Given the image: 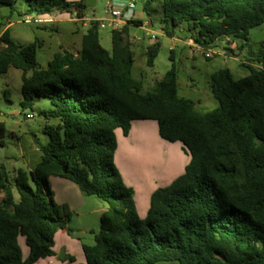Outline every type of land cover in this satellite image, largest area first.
Here are the masks:
<instances>
[{
  "label": "trees",
  "instance_id": "16d2710c",
  "mask_svg": "<svg viewBox=\"0 0 264 264\" xmlns=\"http://www.w3.org/2000/svg\"><path fill=\"white\" fill-rule=\"evenodd\" d=\"M156 1L163 34L173 37L185 30L202 50L221 40L238 42L241 50L249 31L264 25V0H145L144 11ZM14 2L0 0V5ZM27 6L28 15L72 10L83 15L82 2L27 0ZM129 26L142 22L129 20L112 30L106 51L98 22L93 23L79 52L63 50L45 69H37L36 43L17 45L7 31L0 36V75L9 68L22 72L21 109L45 98L51 108L40 115L59 120L44 130L48 143L29 173L34 187L21 170L10 185L0 168V264L54 257L55 233L70 232L72 212L54 202L49 177L69 181L107 206L94 244L82 246L84 264H264V51L243 65L249 70L243 78L234 80L228 69L212 74L208 89L218 108L197 114L192 101L177 95L172 55L154 90L141 93V83L131 77ZM157 53V44L147 47L149 68ZM136 121L155 122L159 138L181 144L189 156L183 175L151 194L143 220L133 190L114 166L115 132L127 137ZM19 238L28 251L25 259Z\"/></svg>",
  "mask_w": 264,
  "mask_h": 264
},
{
  "label": "rangeland",
  "instance_id": "374dc122",
  "mask_svg": "<svg viewBox=\"0 0 264 264\" xmlns=\"http://www.w3.org/2000/svg\"><path fill=\"white\" fill-rule=\"evenodd\" d=\"M67 2H82L83 16L105 25L104 29L98 30V36L101 47L106 51L111 49L112 28L106 21V15L110 11L109 5L112 9L121 10L126 18L128 5L134 4L133 17L140 18L147 23L150 31L156 37V41L151 40L149 33L143 28L128 27V42L134 53L131 77L141 83L142 94L152 92L156 84L169 71L172 64L169 57L172 55L176 71L177 95L179 98L192 101L197 114H206L218 108L217 101L214 100L208 89L212 74L221 69H228L234 80L243 78L249 74V70L243 65L252 64L251 60L257 53L264 51V25L249 31L246 46L241 50L239 49L240 43L221 40L215 43L212 48L202 51L193 47L195 43L185 30L184 32H181L182 29L174 32L173 37L163 34L159 28L161 9L158 1L151 4L148 12L144 11L145 0H67ZM27 9V0H15L12 7L0 5V36L7 31L10 40L17 45L36 43L38 46L36 50L37 69H45L53 56L63 50L71 53L79 52L81 37L87 32L88 26L74 23L70 21V16H61L62 14L57 11L48 16H36L28 15ZM28 16L32 20L24 22V17ZM133 39H139V41L132 43ZM189 41L192 42V46L188 44ZM155 44L158 45V53L153 66L149 68L146 64V49ZM226 49H229L230 52ZM207 51L212 52L210 59L204 57V52ZM253 65L256 66V63ZM21 76L22 72L14 68H9L5 74L0 75V123L3 125V133L0 136V143L3 144L0 145V168L5 169L10 185L13 186L17 172L21 170L27 175L29 185L34 187L29 173L40 162V147L48 143V137L44 130L46 127L57 126L59 120L46 119L40 115L41 111L51 108L49 100L45 98H35L30 108L21 109ZM27 114L32 118H25ZM149 123L153 125V129H157L155 122ZM156 136L159 138L157 132ZM171 153L168 154L170 155L168 159L173 165L176 157ZM185 155L188 156V154ZM162 156L161 158H163ZM153 167L156 168L154 169L155 179L160 180L161 165L158 166L154 163ZM170 175L172 176V173ZM154 177L148 173L145 177H138L139 188H136L139 191L133 201L136 200L134 204L137 205L135 207L139 220L145 218L149 208V205L144 206L143 204L141 191H144L143 186L152 184ZM65 185L76 187L57 177L48 178V186L53 193L54 202L58 205H63L61 202H67L72 212V208L78 203V198ZM12 195L14 202L17 203L18 195L15 189L12 190ZM1 198L2 195H0ZM86 199L88 201L85 206L79 210V220L74 214L71 218L68 226L70 232L55 233L53 250L57 254L56 258L40 261L37 264H69L68 261H60L64 255L65 247L71 249L73 253L77 254V257L81 255L83 260L80 248L82 245L91 246L94 244V236L99 231L100 214L107 208L105 203L94 197ZM18 245L25 259L28 251L22 238L18 239ZM157 264L178 263L162 262Z\"/></svg>",
  "mask_w": 264,
  "mask_h": 264
},
{
  "label": "crops",
  "instance_id": "0c3cea01",
  "mask_svg": "<svg viewBox=\"0 0 264 264\" xmlns=\"http://www.w3.org/2000/svg\"><path fill=\"white\" fill-rule=\"evenodd\" d=\"M74 13L75 11L72 10L71 14L63 13L61 16L68 15L70 16L69 18L71 19V16H73ZM126 13H127L126 15L128 16L125 18V16L123 15L124 20L141 21L142 25L146 24L144 20L140 18H134L132 12L131 13L126 12ZM82 14H83V11H82ZM70 21H73V20L71 19ZM149 122L151 121L133 122L130 132L127 137L122 136L120 131L115 132L117 148L114 154V166L117 169L119 175L121 176V179L124 185L133 190L134 199L139 191L138 189L139 186L137 185V181L139 179L138 177L139 176L145 177L147 173L148 175L152 174V177H154V172H155L154 169L156 168L153 167V164L155 163L158 166L161 165V168H160L161 170L159 172L161 179L156 180L154 177L152 178L154 180L150 186L148 185L145 187L143 186L144 191L143 192L141 191V194H142V200H143L144 206L149 205L150 196L155 190L169 186L175 179L183 175L185 167L187 166L189 162V157L185 155L186 153L183 150V148H181L180 146L181 144L166 143L162 141L160 138H157L156 136L157 129L154 128L155 129L154 131L153 125H151V123ZM170 152H172L171 153L172 156L176 157L174 159L173 165H171L168 159V157L170 156L168 154ZM161 155H163L162 156L163 158H161ZM171 173H172V176L170 175ZM65 186H68V185H65ZM68 188L78 198V203L76 204L75 207L72 208L73 210L72 216L74 214L76 219H78L80 216L79 210L85 206L86 202L88 201V199L86 198L88 197L84 196L77 187L68 186ZM61 204L66 205L68 208H70L67 202H61ZM58 232H62V234L67 233L66 230H59ZM82 246L80 248L81 252H82ZM54 254H55L54 257H51L45 260L56 258L57 254L55 252ZM65 257L73 258L74 262L71 263L69 260H63ZM41 261H44V260H41ZM60 261L61 262L68 261L69 264H76V263L84 264L85 263L84 256L82 260L81 255L77 257V254L73 253L71 249L69 250L66 247L64 248V255L62 256Z\"/></svg>",
  "mask_w": 264,
  "mask_h": 264
},
{
  "label": "built area",
  "instance_id": "2783aa9c",
  "mask_svg": "<svg viewBox=\"0 0 264 264\" xmlns=\"http://www.w3.org/2000/svg\"><path fill=\"white\" fill-rule=\"evenodd\" d=\"M134 7V4H129L127 9L128 12H132V9ZM109 9L110 11H108L107 15H106V21L109 23V25L111 26L112 30L117 31L120 30L127 21L129 20H124L123 19V12L119 9H112V7L109 5ZM71 19L73 20V22L75 23H82L83 26H88V28L95 23L96 21L93 19H89V18H85L83 15L80 16L79 13L77 11H75L74 15L71 16ZM32 19L28 16V17H24L23 21L24 22H30ZM38 22H41L40 20H38ZM98 28L99 29H104L105 25L102 23H98ZM140 28H143L144 30H146L149 33V38L153 41H156V37L153 35L152 31H150L149 26L147 25V23L145 25H142ZM139 41V39H133L132 43L135 42L137 43ZM190 46H192V42L189 41L188 43ZM193 47L196 49H201L199 46H197L196 44L193 45ZM202 50V49H201ZM203 51V50H202ZM212 56V52L207 51L204 52V57L206 59H210ZM25 118L27 119H31L32 116L31 115H26Z\"/></svg>",
  "mask_w": 264,
  "mask_h": 264
}]
</instances>
